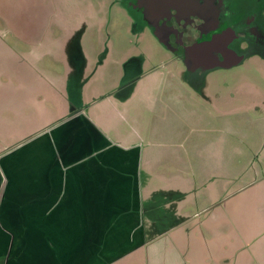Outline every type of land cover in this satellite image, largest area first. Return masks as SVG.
I'll return each instance as SVG.
<instances>
[{"label": "crops", "instance_id": "0c3cea01", "mask_svg": "<svg viewBox=\"0 0 264 264\" xmlns=\"http://www.w3.org/2000/svg\"><path fill=\"white\" fill-rule=\"evenodd\" d=\"M89 26L14 28L23 46L0 42V264H264V179L228 210L220 137L206 141L202 179L188 152L166 163L191 144L159 124L167 76L138 59L110 76V48L98 62L82 44ZM203 185L199 210H185Z\"/></svg>", "mask_w": 264, "mask_h": 264}, {"label": "rangeland", "instance_id": "374dc122", "mask_svg": "<svg viewBox=\"0 0 264 264\" xmlns=\"http://www.w3.org/2000/svg\"><path fill=\"white\" fill-rule=\"evenodd\" d=\"M120 14H124L123 11L110 7L108 0H0V42L23 46L16 38L14 28H48L55 34L72 29L74 31L71 30V33L80 34L83 15L88 18L90 26L82 44L92 57L98 58L100 55V59L110 48L106 56L110 76H113L116 68L113 63L125 59L144 60L143 68L146 69L150 66L159 67L162 77L167 76V83L157 94L164 103L159 124L171 126L172 131H167L166 137L172 138L177 144L191 138L190 147L184 146L187 149L185 152L183 148H174L173 155L163 153L170 157L166 163H171L173 167L181 166L183 162L178 157L186 159L188 152L192 181L202 179L198 174L200 157H207L206 147L211 153L215 151L206 141L220 137L221 141H225V147H221V150L227 155V206L228 210H234L235 200L241 194L237 190L247 180L264 179V60L253 58L230 69L210 71L207 79L211 87L201 85L199 89L203 88L205 94L212 90V95L216 91L214 96H219L214 101L216 105L199 99L202 91L195 87L199 96L196 94L197 97L192 95L190 98L187 97L186 88L178 81V77L184 76L185 79L188 76L184 64L171 63L166 66L165 63H170L172 57L154 35L149 30L137 31L134 28L137 25ZM27 17L30 20H26ZM0 56L5 58V53L0 51ZM49 60L57 63L53 56ZM50 61L46 59V62ZM231 93L236 94V100L230 99ZM168 108L173 114H167ZM150 121L151 113H147L146 124L149 125ZM209 183L211 181L205 184ZM203 187L206 185L196 190L185 210L191 213L199 210L204 200L201 198ZM183 197L180 195L176 198L181 200ZM208 230L202 228L204 237H207Z\"/></svg>", "mask_w": 264, "mask_h": 264}, {"label": "flooded vegetation", "instance_id": "af4514ba", "mask_svg": "<svg viewBox=\"0 0 264 264\" xmlns=\"http://www.w3.org/2000/svg\"><path fill=\"white\" fill-rule=\"evenodd\" d=\"M108 2L110 7L122 10L124 14L120 16L128 17L134 22L137 31L149 30L154 35L172 57L170 63L168 61L165 63L166 66L171 63L184 64L188 76L185 79L184 76L178 78L188 85L185 84L190 91L192 90L193 96L199 94L196 91L199 86L211 87L207 79L210 71L230 69L253 58L264 60V0H108ZM81 20L83 21L81 27L84 30L88 25V18L82 15ZM215 36H220L237 58L232 57L230 63L223 66L206 67L196 63L188 70L185 64L187 49L197 43L210 41ZM93 58L98 62L101 60L100 55ZM128 60L125 59L124 62ZM90 75H93V72L87 73V77ZM200 91L201 98H198L213 105L219 97L214 96L216 91L213 95L212 90H209L208 94L203 93V88ZM235 96V93H231L230 99L236 100Z\"/></svg>", "mask_w": 264, "mask_h": 264}, {"label": "water", "instance_id": "95a60500", "mask_svg": "<svg viewBox=\"0 0 264 264\" xmlns=\"http://www.w3.org/2000/svg\"><path fill=\"white\" fill-rule=\"evenodd\" d=\"M234 53L226 47V42L220 36H215L210 41H204L190 46L186 51L185 64L191 70L193 64L200 63L204 66H223L230 63Z\"/></svg>", "mask_w": 264, "mask_h": 264}]
</instances>
